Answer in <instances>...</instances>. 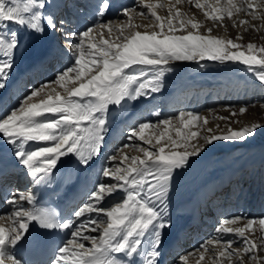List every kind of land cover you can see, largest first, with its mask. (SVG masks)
I'll use <instances>...</instances> for the list:
<instances>
[{
    "label": "snow or ice",
    "instance_id": "snow-or-ice-1",
    "mask_svg": "<svg viewBox=\"0 0 264 264\" xmlns=\"http://www.w3.org/2000/svg\"><path fill=\"white\" fill-rule=\"evenodd\" d=\"M181 2L175 0L163 18L155 9L164 5L148 3L144 7L151 10L150 16L159 31H135L126 35V29L135 27L131 23V13L149 18L148 12L137 11L139 0L135 7L123 9L122 15L128 20L117 28L112 27L114 21L103 19L110 2L101 0L96 12L99 19L79 33L65 31L63 20L57 22L52 15L46 14L49 0H0V90L7 88L20 48V32L42 35L46 25L48 30L63 33L65 45L71 52V63L56 74L55 80L30 89L16 98L14 104L4 107L0 114V142L11 146L15 163L30 184L23 191H11L5 199L11 207L0 213V221L7 219L10 223L7 228L0 226V264H28L19 252L28 243L31 229L37 226L50 232L64 231L67 237L55 249L49 264H137L138 257H143L142 264H159L162 234L171 227L166 215V198L174 178L189 165L190 158L203 150V145L189 143L197 137V132L176 129L178 139L169 135L167 141L172 149L183 150L166 153L164 146L153 151L134 141L138 138L151 145L152 140L145 137V130L161 124L167 129L171 119L158 120L156 124L145 121L130 129L127 142L114 149L107 159L116 161L123 149L130 147L138 148L145 158L125 155L119 163L105 166L87 199L67 219L59 220L53 211L41 207L35 189L52 183L65 157L70 161L74 158L79 166L87 168L103 147L110 122L109 106L122 109L127 102L159 93L164 74L171 70L167 66L173 61L239 63L264 85V47L257 49L248 44L246 51L242 50L243 46L233 40L212 37V29H208L207 36L194 31L176 35L188 26L193 30L202 26L182 17L176 8ZM188 2L193 3V0ZM194 6L205 10L203 14L208 19L222 23L225 18L231 19L239 13L260 19L255 9L264 8V0L259 4H254V0H216L214 5L194 0ZM245 23L240 21L241 25ZM103 29L109 37L115 33L119 42L105 39L103 32H99L100 41L93 42L90 34ZM70 83L78 86L68 87ZM51 85H58L66 95H61L54 87L45 93ZM42 94H46V99L35 102ZM247 107L241 106L240 114ZM172 119H178L186 129L196 126L200 117L198 113L184 111ZM261 127L264 126L253 124L242 130L211 134L201 139L208 145L219 141L242 142L254 136ZM164 139L162 133L155 143L159 145ZM125 160L130 163L125 165ZM101 178H108V181ZM238 221H245V226L225 227ZM257 221L261 227L258 241L245 235L253 230ZM215 232L217 236L196 250H203L201 261L210 251L207 246L215 242L221 249L212 253L214 264H264V217H226ZM230 233L234 235H226ZM189 255L192 253L181 256L180 264H187Z\"/></svg>",
    "mask_w": 264,
    "mask_h": 264
},
{
    "label": "rangeland",
    "instance_id": "rangeland-1",
    "mask_svg": "<svg viewBox=\"0 0 264 264\" xmlns=\"http://www.w3.org/2000/svg\"><path fill=\"white\" fill-rule=\"evenodd\" d=\"M174 2L175 0H140V9H137V11L142 9L143 11L148 12L149 18H145L143 15L131 13V23L135 27L126 29L125 34L127 35L135 31H140L142 33L159 31L158 27L154 24V18H151L150 16L151 10L144 6L148 3L164 5L162 8L155 9L157 15L163 18L168 15V10ZM215 2L216 0H200V3H206L209 5H214ZM222 2H225V0H222ZM136 3L129 8L135 7ZM259 3L260 0H254V4ZM176 8L179 9L183 18L191 19L202 25L198 30H193L190 26H188L184 31L177 32L176 35H185L188 32L194 31L195 34L207 36L209 35L208 29H212L210 33L212 37H218L225 41L233 40L235 43L243 46L242 50L246 51L248 44L255 45L257 49L264 47V8L257 7L255 9V15L261 17L260 19H253L250 15L239 13L234 15L231 19L225 18L222 23L213 22L205 17L203 14L205 10L197 9L194 6V0L193 3H189L188 0H182L181 4L177 5ZM175 10L176 9H173V12H175ZM127 20L128 18L121 14L120 17L112 20L115 22L112 24V27L117 28L122 22H127ZM240 21H246L247 23L241 25ZM23 32L30 36V32L22 31L20 32L19 37H21V33ZM99 32L104 33L105 39H111L113 42L117 43L119 42L115 39V33H113L112 37H109L106 29L94 30V32L90 34V36L94 38L93 42L98 43L100 41ZM33 38L36 40L34 35ZM29 41L30 38L28 42ZM20 45H22L21 42ZM15 56L19 57L18 52H16ZM167 67L171 70L164 74L159 93H162V91L168 87H172L175 83V86H180L181 84L193 85L197 84V82H204V84L210 85L212 81L219 79L224 80L225 82L223 85H220L217 81L219 86L214 90L209 89L205 90L201 94L195 93L184 97L182 100V106L176 109L168 117H165L171 119V124L167 129H165L162 124L156 128L146 129L144 135L146 138H150L152 140L151 145L144 144L143 141H140L138 138L134 141V143L153 151H157L161 146L166 148V153L172 150L182 151L183 149H172L170 142L167 141V136L169 135L174 139H178L176 137V129L181 128L184 132H197V137L189 141L190 144L204 146L200 154L196 157L190 158L189 165L184 168L183 171L172 181L166 198V215L173 210L175 203L185 197L191 188H202L201 186L204 187L207 184H215V186H219L222 181V174L224 172L233 173L235 171L234 168L238 169L239 174H242L241 177L236 179L230 188V191H232L234 196L232 197L233 200L226 208L222 204L223 197L227 195L224 192L219 194V196L211 202L215 209L217 216V219L215 218V220H217V223L206 231L205 241H208L218 235L215 232V229L217 225L226 217H236L241 215L253 218L264 217V198L260 199L259 195V187L262 182L264 183V170L261 172V168L264 167V165H261V159L264 158V127L257 129L254 136L242 142L219 141L208 145L205 144L203 139H201V137L211 134L221 135L227 134L230 130H242L244 127H250L253 124H260L264 126V85H262L258 79L248 71H245V66L239 63L229 62L222 64L212 61H173ZM57 73V71H53V74L49 76L48 81L55 80ZM230 80L233 82L232 86L230 85ZM32 86L34 85H31V87ZM39 86L40 84H37L33 88H38ZM76 86L78 85L71 83L68 84V87ZM53 87L56 88L57 91H60L61 95H66L63 89L59 88L58 85L49 86V88H46L45 93L50 92ZM26 92L27 91L23 92L22 95ZM159 93H154V95ZM18 97L19 96H16L15 98ZM143 98L144 97H141L135 101L124 104V109L128 111L129 115L135 111L134 108H131V106L136 105ZM40 99H46V94H42L41 97L35 98V102H39ZM0 102L2 103V101ZM228 105H231L232 107H226ZM244 105H247L248 107L243 114H240L239 108ZM111 107L117 108L116 106L110 105L109 109ZM184 111L199 114L200 119L197 121L196 126H189V128L184 129L178 119H172L173 117H176L178 113ZM232 113L236 114L232 115ZM125 118L123 116L121 121ZM113 119H115V117H109V121L111 120L112 123L114 121ZM205 120H207V123H204ZM156 122L157 121H153L152 124H156ZM138 124L139 123L136 122L129 129L121 131V141L118 142L117 145H114L109 153H107V157L103 159V163L101 162L102 165L100 166L101 168L98 172L100 171L101 173V170L109 163H119L125 155L128 157H138L140 159L145 158L143 153L139 151L138 148L130 147L123 149V151L118 155L116 161L110 162L107 159L112 155L114 149L127 142V133ZM208 129H211V132H209ZM162 133L165 135V139L161 141V144L157 145L155 143L156 138ZM118 134L119 132L116 134L115 139H117ZM111 143H113V141ZM124 163L127 165L130 161L125 160ZM248 176L251 177L248 178ZM101 179L106 182L108 181V178ZM18 181H21V174L12 179L8 185L10 184L9 186H13V190H15ZM20 183H22V181ZM25 185L26 184H24V186L22 185L17 187V189L23 191L26 188ZM118 199L119 198H117V200ZM241 206L243 207L241 208ZM9 223L10 221L5 219L0 221V226L7 228ZM244 226L245 221H238L236 224L225 225V227H231L233 229ZM86 234L96 235V233ZM226 235L233 236L234 233ZM245 235L250 239L259 240L261 227L258 221L253 226V230L251 232H246ZM85 243L87 244L88 242ZM207 247L210 251L205 253L204 260L202 261L199 257L201 255V251L203 250H191L181 256L192 253V255L188 256L187 264H214V257L212 253H218L221 249V245L214 242ZM235 247L236 245H234V248ZM181 256H179L171 264H180ZM221 259L223 260V258Z\"/></svg>",
    "mask_w": 264,
    "mask_h": 264
},
{
    "label": "bare ground",
    "instance_id": "bare-ground-1",
    "mask_svg": "<svg viewBox=\"0 0 264 264\" xmlns=\"http://www.w3.org/2000/svg\"><path fill=\"white\" fill-rule=\"evenodd\" d=\"M119 1L122 2L121 0H119ZM183 1H184V0H183ZM113 12H114L113 9H110V10H109L110 15H114L115 13L113 14ZM107 13H108V12H107ZM106 15H107V14H106ZM33 35H34V37L36 38L37 35H36V34H33V33L30 32V36H29L30 41H29V43H32V42L34 41ZM46 35H47V38H48L49 33H45V36H46ZM48 39H49V38H48ZM40 47H41V46H40ZM43 48H44V47H41V48H39V47H38V48H35V52H37L38 50H42ZM16 86H20V85H16ZM33 87H34V86H33ZM22 89H23V90H24V89H25V90H27V89L29 90V89H32V88L29 87V85L27 84V85H24V87H22ZM110 130H111V129H110ZM110 130H108L109 132H108L107 135L105 136V141H104V142H105V144H104L105 146H106V144H107L106 141H107V140H110V139H112V138L115 139L116 134H117L115 130H114L113 134H112V131H110ZM112 135H114V137H113ZM1 145H3L2 142H0V146H1ZM104 153H105V152H104ZM94 158H96V157H94ZM70 165H71V164H70ZM79 167H81V166H79ZM21 176H22V175H21ZM9 177H10V176H9ZM63 177H64V175L62 176V178H63ZM82 177H83V175H82ZM24 178H25V177H23L22 180H24ZM63 179H64V178H63ZM68 179H69V177L67 176V178L64 180V181H65V182H64L65 185H66V180H68ZM82 179H83V178H82ZM6 182H7V181H6ZM6 182H5V183H6ZM8 182H9V181H8ZM20 182H21V181H20ZM6 184H8V183H6ZM61 184H62V183H61ZM71 184H72V183H71ZM19 185L21 186V183H20ZM51 185L54 186V185H55V182L53 181V182L51 183ZM56 188H57V186L54 187V189H56ZM64 195H65V193H64ZM65 197H66V196L61 195V198H60V199H62V200L64 201L65 199H63V198H65ZM118 198H119V197H118ZM62 200H61V201H62ZM2 208H3V207H2ZM181 213H182V211H181V209H179V211L177 212V214H180V215H177V216H181V215H182ZM69 217H70V216H69ZM69 217H68V218H69ZM169 243L172 244L170 241H169Z\"/></svg>",
    "mask_w": 264,
    "mask_h": 264
}]
</instances>
